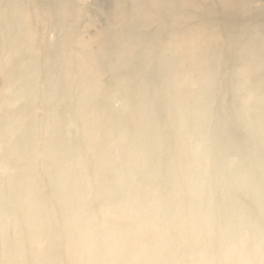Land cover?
I'll list each match as a JSON object with an SVG mask.
<instances>
[{
    "label": "bare ground",
    "instance_id": "1",
    "mask_svg": "<svg viewBox=\"0 0 264 264\" xmlns=\"http://www.w3.org/2000/svg\"><path fill=\"white\" fill-rule=\"evenodd\" d=\"M262 1L0 0V264H163V257L165 264H214L212 242L203 236H212L213 226L204 233L198 214L171 206L172 193L185 175L196 200L208 201L214 190L206 184L220 168L232 173L230 183L247 180L254 164L264 169V20H250ZM117 69L123 85L100 99V78ZM222 77L241 102L212 113L210 80ZM198 78L204 85L195 89ZM158 87L164 97L151 92ZM118 92L129 106L114 116L108 111ZM215 115L224 132L244 129L251 146L208 142L205 127ZM75 120L83 127L79 142ZM214 148L243 154L219 160ZM210 159L220 161L218 169L201 166ZM194 169L203 173L182 174ZM118 185L126 188L124 211L141 220L129 228L93 224L87 205ZM164 187L170 191L155 196ZM164 208L167 230L190 217L194 247L175 259L178 242L171 238L165 248L129 253L142 216ZM228 240L223 264H264L263 242L246 253V239ZM106 246L113 253L103 252Z\"/></svg>",
    "mask_w": 264,
    "mask_h": 264
},
{
    "label": "rangeland",
    "instance_id": "2",
    "mask_svg": "<svg viewBox=\"0 0 264 264\" xmlns=\"http://www.w3.org/2000/svg\"><path fill=\"white\" fill-rule=\"evenodd\" d=\"M262 3L264 6V0L262 1ZM253 16L255 18L250 19L252 22H262L264 20V9L255 10ZM49 47H51V44ZM215 70L217 74H223L222 72L224 71L218 66L215 68ZM121 71L120 69L108 70L106 74L100 78V99H103L107 95H112V92L117 89L118 85H123L124 77L121 75ZM198 74L200 73L197 72V75ZM210 82L214 83L215 85V88L212 89L208 94V96L211 97L212 102L214 100L215 107L213 108L212 113L225 110H227L226 112L233 111L236 108V105L241 102V92L236 91L233 88H229L230 86L228 85L230 84V81L227 77H222L217 81H215V79L213 78L210 80ZM203 85V79L198 78L195 81L194 88L198 89ZM151 92L158 93V96L160 97H164L166 95L165 89L161 87L152 89ZM116 96L118 101L116 103V106H112L108 111V113H111L114 116L116 115L118 109L122 108V106H129V101L121 94V92H118ZM68 117L73 120L75 118L71 112L68 113ZM230 120L236 124H242L241 119L238 118V116H236L235 114L231 116ZM219 121H221L222 123V119H220V117H216L215 115V117L211 120V123L205 127L206 130L210 132L209 139H207L208 142L214 145H218L222 144L223 141H228L229 144L237 143L246 148H249L251 146V143H248L245 138L246 132L244 131V129L240 132H238V130L234 132H224L220 128L221 124ZM75 123L78 132L74 137V140L79 142L82 137L83 127H81L79 121L75 120ZM73 129H75V127H73ZM98 139H101V136H99ZM166 146H168V144ZM132 148H136V146H132ZM1 149L2 148L0 146V150ZM225 151L226 150L223 151L219 150L218 148H214L213 154L218 157V159L227 157L231 160H237V158L239 156H242L243 154V151L240 153L230 150L228 152ZM262 153H264V150L262 151ZM196 155L194 156L197 157ZM193 157L191 158L194 159ZM204 158L206 159V157ZM0 159H2V155H0ZM166 159H168L167 156L161 158L162 163H165ZM219 162L220 161L210 159L209 161L204 162L201 166L206 167L207 169L212 167L218 169ZM261 166L258 164H254V173L250 174V176L247 175L248 179L243 183L228 182L227 178L229 175H232V173L226 171V169L220 168L219 171L221 173L218 174V178L209 180V182H207L206 184L208 189L212 188V190H214V193L211 194L210 199H207L208 201L196 200L194 194L191 192L192 188L188 186V181L190 180H186L185 175H180L178 177L180 178V182L177 187H174L175 191L174 193H172V199L174 200V202L171 206L177 207L180 213L184 214L185 216L191 214V217H193L192 212L198 214L203 221L204 233H207V231L210 230V228L208 230L206 229L208 226H213L212 236L211 234H206L203 236H205L206 239L207 237H210L209 240L212 242V246L210 245V248H208L207 250L210 254L211 261L214 264L225 263V260H223V255L220 253L222 251L221 245L224 244L225 247L230 246L231 240H228V238L237 239L239 237H243L244 239H246L245 244L243 245V247H241L243 252L246 253L255 250V248L258 247L261 242L264 243V236L261 237V234L258 235V233L264 234V169ZM5 168L9 169V166L7 165ZM15 171L16 172L14 173L17 174H19L20 172L18 169H15ZM162 172L165 175H169L168 171ZM199 173H203V170L197 171L194 169L191 170V172L182 174L198 176ZM222 173L225 175L224 177L221 176ZM233 173L236 174V172ZM135 180L137 179H131L130 182H135ZM252 189L259 190L257 193H254ZM167 190L170 191L167 187H164L161 189V193H157L155 196L161 197ZM110 191L111 193L109 196L98 197L95 201H92L89 205H87L88 211L86 216L91 220V222H93V224L100 225L101 228L109 226L110 224H114L116 226L122 225L124 228H129L128 226L130 224L133 225L134 223L141 220L140 216L132 215L131 213L124 211V204L120 203L126 195L125 187L121 185L112 186L110 188ZM130 198L132 200H137L140 197L138 195H130ZM232 200H234V202ZM211 206L213 208H211V212L209 211V216L205 217L202 214L203 209ZM242 207H245L250 214H248L247 211H244L243 214L240 209ZM165 209L167 208H164L162 211H160L159 214L155 212H149V214H147L146 216H142V218L146 219V223L140 228L138 232L133 233L129 237L127 242V251L129 253L140 249L144 245L147 246L148 249L154 247L156 248V246H158V248H165L167 246L166 242L171 238H174L178 242L175 248H177L179 253L173 255L175 259H178L180 252L190 250L194 247L192 242L194 236L191 234L193 228L192 226L188 225V223L190 222V217L188 216V219L187 217L181 216V219L178 220L179 225H177L174 229L167 230L165 222L168 223L166 220L168 219L169 214ZM127 210L129 211L128 208ZM157 215L160 216L161 220H157ZM246 229H250L249 232H247ZM156 230H158L159 232H156ZM182 233L185 234L182 235ZM223 233L226 234L223 235ZM95 237L98 238V240L105 238L104 234H101V231L97 233ZM44 245H46V243ZM101 249L103 250V252H108V250H110V247L106 246ZM167 251V249H163L162 253L160 254H165ZM108 253H113V251H109ZM183 255H185V258H188V256L186 257L185 253H183ZM151 258L155 259L152 255ZM185 258H182V260ZM161 259L163 261V264H165L166 259L164 257ZM227 264L229 263L227 262Z\"/></svg>",
    "mask_w": 264,
    "mask_h": 264
}]
</instances>
